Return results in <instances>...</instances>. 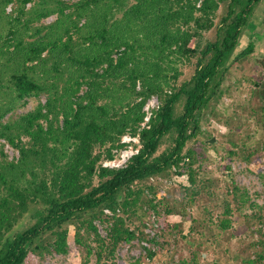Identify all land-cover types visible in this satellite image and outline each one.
<instances>
[{
  "label": "trees",
  "instance_id": "1",
  "mask_svg": "<svg viewBox=\"0 0 264 264\" xmlns=\"http://www.w3.org/2000/svg\"><path fill=\"white\" fill-rule=\"evenodd\" d=\"M261 1L0 0V264L69 255L72 241L82 251L79 264H117L124 241L162 247L132 227L135 218L144 226L158 215L161 204L166 226L159 232L189 243V254L169 264H202L203 244L222 247L223 239L236 237V222L249 237L242 250L256 253L237 264L264 263V201H252L236 184L225 191L218 177L204 173L208 155L187 146L211 101L222 96L233 63L254 52L251 41L233 58ZM51 15L56 18L45 23ZM210 30L214 39L206 38ZM182 65L193 68L186 79ZM153 94L161 106L142 128ZM33 97L37 104L17 114ZM125 133L140 135L139 154L123 168L103 167L123 147ZM231 143V156L253 163V152ZM7 144L18 150L12 160L4 153ZM263 150L264 143L256 151ZM166 171L188 175L176 206L157 184ZM202 198L208 202L197 204ZM243 210L248 213L236 216ZM153 256L149 248L146 257Z\"/></svg>",
  "mask_w": 264,
  "mask_h": 264
},
{
  "label": "rangeland",
  "instance_id": "2",
  "mask_svg": "<svg viewBox=\"0 0 264 264\" xmlns=\"http://www.w3.org/2000/svg\"><path fill=\"white\" fill-rule=\"evenodd\" d=\"M11 8L10 5L8 11H11ZM223 13L224 8L222 7L215 20L217 23ZM55 18L56 15H51L43 21L50 23ZM214 35L215 31L210 30L206 33V38L214 39ZM251 41L255 42L254 52L241 61L233 63L221 85L222 96L211 101L209 108L200 119V131L194 139L188 142L187 146L193 145L197 149H201L206 156L208 155L211 160L203 169L204 173L206 176L218 177L221 188L226 191L229 189L228 184H236L249 191L252 201L261 204L264 201V150L258 153L256 150H259L264 143V0L256 6L250 27L242 32L233 58ZM194 45L195 42L192 41L191 46ZM181 69L183 71L182 79L190 77L193 72V68L189 65H182ZM257 82H260L261 86H257ZM42 98L44 99V97ZM37 102V98H30L26 105L17 109L16 113H23L33 108ZM231 140H235L239 145L235 147L237 150L245 146L246 152L254 153L253 157L256 158L252 161L253 163L250 164L245 161L242 155H230ZM0 143H4V140H0ZM169 144L170 140H166L160 151ZM115 150L117 149L113 151L115 152ZM4 153L9 160L18 156V150L8 144L4 146ZM0 156L2 155L0 154ZM164 174L163 177H160L161 180L157 182L160 187L159 190L169 197L168 202L171 206H176L182 200L180 186H188L189 184L188 175L178 176L170 171H166ZM203 174L201 175L203 176ZM151 181L156 182L157 180L151 178ZM206 202L208 201L202 198L196 203L205 204ZM164 205L159 206V216L152 213L144 226L137 218L132 223V227H139L137 234L141 229L144 230L149 238L159 239L158 241L163 243L162 247L139 238L130 242L124 241L117 249V264H131L130 261L138 258L142 260V264H169L170 261H173V256L179 259L181 256L189 254L187 240L180 239L174 242V237L167 231L159 232V229L166 226ZM187 210L194 216H202L203 214L197 207H189ZM245 213L248 211H241V215L236 212V216L242 218ZM97 225L100 233L106 235V225L99 223V221H97ZM234 226L233 230L236 232V237H233L231 241L223 239L222 247L215 248L209 243L203 244L202 249L205 250L204 255L207 256V259L201 260L202 264H237L236 260H240L239 258L242 256L249 258L250 252L251 255L256 254L252 249L249 251L242 250L244 243L249 241V237L245 235V226L240 222H236ZM189 228L190 222L186 221L183 227L184 234L189 232ZM142 241H147L150 246L147 248L154 250L152 258L146 257L148 250L143 249ZM71 244L69 255L51 253L41 258L38 256L34 264H79L82 251L75 246L73 241ZM223 250L227 252L224 253ZM215 258L216 263L213 262Z\"/></svg>",
  "mask_w": 264,
  "mask_h": 264
},
{
  "label": "built area",
  "instance_id": "3",
  "mask_svg": "<svg viewBox=\"0 0 264 264\" xmlns=\"http://www.w3.org/2000/svg\"><path fill=\"white\" fill-rule=\"evenodd\" d=\"M160 106L161 101L158 95L153 94L148 98L143 107L145 115L141 123L142 128L150 127V122L154 116V113L157 109L160 108ZM121 143L123 144V147L115 150V152L113 151L115 153V157L103 160V167L118 169L127 166L131 158L139 154L140 148L142 147L139 134L133 135L131 133H125L122 136ZM105 211L106 213L111 214L109 209H106ZM151 235L153 236V234ZM147 241H142V247L145 250H148L149 248L147 247H150Z\"/></svg>",
  "mask_w": 264,
  "mask_h": 264
}]
</instances>
